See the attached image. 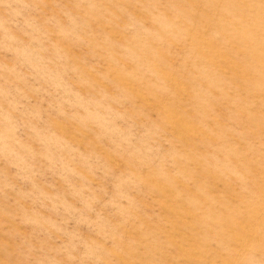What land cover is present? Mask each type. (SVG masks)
<instances>
[{"label":"rangeland","instance_id":"374dc122","mask_svg":"<svg viewBox=\"0 0 264 264\" xmlns=\"http://www.w3.org/2000/svg\"><path fill=\"white\" fill-rule=\"evenodd\" d=\"M21 8L0 33V264H264V0Z\"/></svg>","mask_w":264,"mask_h":264},{"label":"clouds","instance_id":"9594fccd","mask_svg":"<svg viewBox=\"0 0 264 264\" xmlns=\"http://www.w3.org/2000/svg\"><path fill=\"white\" fill-rule=\"evenodd\" d=\"M22 0H0V7L5 10V17L0 18V33L6 32L9 27H15L18 19L22 17ZM2 38V37H0ZM124 147H127L125 145ZM125 190V186H120L119 189L114 187V191ZM111 243V241H109ZM122 247H128V239L124 237L122 241ZM102 254L94 248H89L88 252L85 253L84 261L85 264H92V262L98 259Z\"/></svg>","mask_w":264,"mask_h":264}]
</instances>
